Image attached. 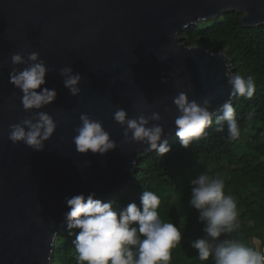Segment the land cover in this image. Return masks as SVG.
<instances>
[{
  "label": "water",
  "instance_id": "95a60500",
  "mask_svg": "<svg viewBox=\"0 0 264 264\" xmlns=\"http://www.w3.org/2000/svg\"><path fill=\"white\" fill-rule=\"evenodd\" d=\"M228 11L243 14L244 27L264 25V0H0V264H51L68 223L65 197L95 192L102 201L130 187L142 154L153 150L125 142L117 109L130 117L159 112L162 120L151 123L164 127L163 142L176 135L172 98L180 91L198 101L213 97L212 111L229 99L230 59L180 37ZM31 52L49 69L41 88L55 89L57 98L26 112L9 75L12 55ZM68 66L84 78L78 96L59 74ZM37 111L58 125L43 151L8 138L10 125ZM85 113L103 122L116 149L76 151L74 129Z\"/></svg>",
  "mask_w": 264,
  "mask_h": 264
},
{
  "label": "clouds",
  "instance_id": "9594fccd",
  "mask_svg": "<svg viewBox=\"0 0 264 264\" xmlns=\"http://www.w3.org/2000/svg\"><path fill=\"white\" fill-rule=\"evenodd\" d=\"M11 61L16 67L10 72L9 82L22 91L21 102L26 112L41 110L56 100L55 89L41 88L46 84L49 69L38 52L28 53L26 58L23 54L14 53ZM21 65L26 67L21 70ZM59 74L64 78V86L70 94L78 96L83 76L70 66L61 68ZM224 75L230 85L229 99L216 111L211 110L213 97L198 101L190 99L187 92L180 91L172 98L178 111L174 121L175 134L182 147L188 148L194 140L203 137L214 118L216 131H224V124H227L230 142L240 138L241 128L232 98L240 96L251 99L256 91L255 81L251 75L246 78L233 75L228 69ZM162 82H167L165 77ZM165 110L171 111V108ZM113 118L124 128L126 143L144 144L146 151L155 150L160 156L171 150L166 140L161 142L164 127L151 123L162 120L159 112L153 111L148 116L141 111L138 116L130 117L125 109L119 108ZM80 121L73 137L77 152L87 154L90 151L104 155L117 148L102 121L86 113L80 115ZM57 126L52 115L37 111L31 117L10 125L8 138L14 144L23 142L33 151H43ZM190 184V204L199 212L198 219L205 225V237L191 242L199 260L212 258L215 264H264V252L232 239H220L239 227L237 203L232 196L225 195L223 179L210 176L205 171L191 179ZM65 202L69 209L65 213L68 229H79L73 241L77 264H169L171 250L183 239L174 223L160 219L157 209L161 201L153 191L142 194L140 206L133 202L118 210L112 203L97 199L95 192L65 197ZM56 235L53 233L50 237V246L55 244Z\"/></svg>",
  "mask_w": 264,
  "mask_h": 264
},
{
  "label": "trees",
  "instance_id": "16d2710c",
  "mask_svg": "<svg viewBox=\"0 0 264 264\" xmlns=\"http://www.w3.org/2000/svg\"><path fill=\"white\" fill-rule=\"evenodd\" d=\"M243 14L222 13L217 19L191 26L180 37L188 46H201L225 54L231 62L233 75H251L256 91L251 99L237 96L232 104L241 128L240 138L229 141L227 124L216 131L215 118L206 134L194 140L188 148L179 138H168L171 150L164 156L155 150L143 153L130 187L103 202L117 210L130 203L140 206L145 191L160 197L157 209L164 222L174 223L182 233V241L171 250L169 264H215L210 258L200 261L191 242L205 237L199 212L190 204L191 179L207 171L224 181L225 195L237 203L239 227L223 239H232L248 247L264 248V25L248 28L241 24ZM251 117V118H249ZM79 229L61 230L52 264H77L73 241ZM260 242V248L255 244Z\"/></svg>",
  "mask_w": 264,
  "mask_h": 264
},
{
  "label": "rangeland",
  "instance_id": "374dc122",
  "mask_svg": "<svg viewBox=\"0 0 264 264\" xmlns=\"http://www.w3.org/2000/svg\"><path fill=\"white\" fill-rule=\"evenodd\" d=\"M212 20H213V19H212ZM208 21H210V20H208ZM206 22H207V21H206ZM203 23H205V22H203ZM200 24H202V23H200ZM200 24H197V25H195V26H198V25H200ZM184 30H185V29H184ZM181 33H182V32H181ZM181 33H180V34H181ZM254 242H255V244L257 245V247L260 248V242H259L258 240H255ZM259 251H260V250H259ZM51 264H52V263H51Z\"/></svg>",
  "mask_w": 264,
  "mask_h": 264
}]
</instances>
